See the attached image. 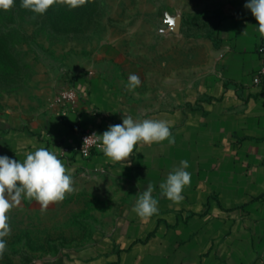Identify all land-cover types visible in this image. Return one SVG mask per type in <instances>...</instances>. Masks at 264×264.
<instances>
[{"label": "crops", "instance_id": "0c3cea01", "mask_svg": "<svg viewBox=\"0 0 264 264\" xmlns=\"http://www.w3.org/2000/svg\"><path fill=\"white\" fill-rule=\"evenodd\" d=\"M211 1L213 39L203 42L208 58L197 57L196 75L188 77L187 58L179 66L171 58L178 45L189 46L169 26L175 14L169 1L168 12L150 13L163 16L165 26L145 27L138 33L146 36L125 48L103 44L66 79L60 90L78 91L73 108L57 103L0 134V156L22 161L44 146L73 175L100 173L127 186L112 225L42 264H264V83H254L264 38L245 8L248 0ZM133 73L141 79L134 92L126 87ZM124 115L169 121L175 143L139 145L124 163L101 151L59 155L62 144H79L88 129L102 135ZM181 160L190 165L191 182L174 204L159 185ZM149 183L159 213L142 220L132 208Z\"/></svg>", "mask_w": 264, "mask_h": 264}, {"label": "rangeland", "instance_id": "374dc122", "mask_svg": "<svg viewBox=\"0 0 264 264\" xmlns=\"http://www.w3.org/2000/svg\"><path fill=\"white\" fill-rule=\"evenodd\" d=\"M169 1L175 13L169 26L178 42L189 46L181 51L178 45L171 58L177 66L187 58L190 78L196 75L192 69L197 57L208 58L203 42L211 43L217 16L211 0H99L93 21L88 18L90 3L74 10L55 5L56 28L15 8L2 12L0 30L19 61L12 66L0 52V134L52 111L66 79L86 68L103 44L120 42L125 48L146 36L138 33L145 27L165 26L163 16L154 19L150 13L168 12ZM73 178L75 191L46 211L27 199L11 210V234L5 238L7 251L0 264H42L63 250L85 245L96 230L114 223L127 186L100 173Z\"/></svg>", "mask_w": 264, "mask_h": 264}, {"label": "clouds", "instance_id": "9594fccd", "mask_svg": "<svg viewBox=\"0 0 264 264\" xmlns=\"http://www.w3.org/2000/svg\"><path fill=\"white\" fill-rule=\"evenodd\" d=\"M93 0H21L20 7L36 15H44L55 5L67 6L69 10L83 7ZM15 0H0V10L10 11ZM245 8L250 10L257 21V31L264 38V0H248ZM35 18V16H34ZM141 85L137 74H129L127 89L133 91ZM92 138L103 155L112 163L126 162L139 145H151L165 140L175 143L171 124L163 119H134L123 117L121 124L110 125L102 135L93 133ZM187 160L167 175L159 185L160 195L174 204L183 199V190L190 185L191 173ZM155 186L149 183L138 194L132 211L142 220L150 219L159 213V201L153 196ZM75 191L73 173L56 151L41 146L28 151L21 161L0 156V259L7 251L6 237L11 234L10 212L23 200L35 201L41 211H46L53 203L62 202L66 195Z\"/></svg>", "mask_w": 264, "mask_h": 264}, {"label": "built area", "instance_id": "2783aa9c", "mask_svg": "<svg viewBox=\"0 0 264 264\" xmlns=\"http://www.w3.org/2000/svg\"><path fill=\"white\" fill-rule=\"evenodd\" d=\"M261 51L264 53V46L260 48ZM254 83L255 84H263L264 83V54H263V61L258 67L255 76H254ZM78 96V91L75 86H68L59 91L57 94V103L66 105L67 108H73V104L76 101ZM93 133H97L94 129L85 130L81 134V141L79 144L74 146L68 145H61L59 149V155L61 157H69L74 153H79L84 157H89L95 151H100L98 146L93 142V139L90 138L89 141L85 142V138L91 136ZM99 135V134H98Z\"/></svg>", "mask_w": 264, "mask_h": 264}, {"label": "trees", "instance_id": "16d2710c", "mask_svg": "<svg viewBox=\"0 0 264 264\" xmlns=\"http://www.w3.org/2000/svg\"><path fill=\"white\" fill-rule=\"evenodd\" d=\"M21 0H15V9L19 11L22 15H30V16H35V17H40L42 18L45 22H49L51 27L56 28V16L55 12L52 8H50L46 14L40 16L32 13L31 11L25 10L20 7ZM91 4V10L89 12V19L93 21L95 17L99 15V0H93V2H90ZM4 12L0 10V14ZM0 52L3 56L4 59H6L12 66H17L18 65V57L15 54L12 46L10 45V41L8 38V35L4 33L3 31L0 30Z\"/></svg>", "mask_w": 264, "mask_h": 264}]
</instances>
